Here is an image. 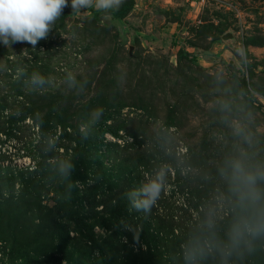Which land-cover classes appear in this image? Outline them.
Returning <instances> with one entry per match:
<instances>
[{"label": "rangeland", "instance_id": "rangeland-1", "mask_svg": "<svg viewBox=\"0 0 264 264\" xmlns=\"http://www.w3.org/2000/svg\"><path fill=\"white\" fill-rule=\"evenodd\" d=\"M32 71L48 83L32 85ZM46 115L47 144L34 120ZM41 141L48 152L30 156ZM232 158L264 171V0H123L80 13L69 0L35 48L0 43V170L41 165L27 197L0 203V264H173L132 241L133 224L119 236L113 215L161 170L152 207L189 227L193 264H264V234L228 239L255 215L222 174ZM20 187L1 183L0 195Z\"/></svg>", "mask_w": 264, "mask_h": 264}, {"label": "clouds", "instance_id": "clouds-1", "mask_svg": "<svg viewBox=\"0 0 264 264\" xmlns=\"http://www.w3.org/2000/svg\"><path fill=\"white\" fill-rule=\"evenodd\" d=\"M123 0H71L72 12L95 8L98 11L119 9ZM69 0H0V43L11 46L14 43H27L33 48L42 39H46L56 20L62 15ZM25 74L26 69H17ZM69 79L75 77L69 73ZM34 86H44L50 77L39 71H32L28 77ZM240 129L237 127V132ZM69 167H71L69 165ZM67 169H65V172ZM222 174L235 186V191L242 203L255 210V215L239 218L231 226L228 236L232 244H239L246 237L264 234V190L258 181L264 179V171L246 166L240 158L225 161ZM164 171L155 176L146 177L139 189L130 193L131 202L137 210L148 211L159 199L164 186ZM193 264L194 254L186 257Z\"/></svg>", "mask_w": 264, "mask_h": 264}, {"label": "trees", "instance_id": "trees-1", "mask_svg": "<svg viewBox=\"0 0 264 264\" xmlns=\"http://www.w3.org/2000/svg\"><path fill=\"white\" fill-rule=\"evenodd\" d=\"M120 12V11H119ZM124 12H120V17H123ZM180 52H185L184 50H180ZM185 55L187 53H184ZM50 115V114H49ZM49 115H46V117L40 118V116H36L34 119L36 124L39 126V131L41 135L45 139V143L47 144L49 140H51V137L54 135L52 122L54 121V118ZM66 129V128H65ZM43 141L36 144L30 143L27 145L26 149L28 154L30 156H35L37 154H40L44 156V152H48L46 147L47 145ZM77 145L75 147V152H84L85 148L83 142H76ZM96 149V147H95ZM37 152V153H36ZM36 153V154H35ZM46 157V155H45ZM46 160V159H45ZM43 165L44 162H41ZM73 165L76 164L78 165V161L72 163ZM41 168V165L36 166V169H31L30 167H24V168H17L16 170L10 171V170H0V185L1 183L5 186H15V184H20V188L15 191L13 195L8 196V198H3L2 195H0V203L3 201H11V200H22L23 198L27 197V195L30 193L29 192V187L33 185V181L36 179L34 177V174L38 169ZM77 168V167H76ZM76 168L71 169L73 172L76 170ZM132 168L131 170H133ZM124 173V172H123ZM132 174H134V170L131 171ZM81 174L75 173V175H72L70 177V188H76L75 184L81 178ZM85 178L88 175H84ZM181 187V186H180ZM108 188V189H107ZM140 187H137L135 189H139ZM105 189V188H104ZM107 190H111L110 193L114 194V197L111 196V201H113L114 198L117 200H121L122 190L120 187H117L116 185H111L109 187H106ZM105 189V190H106ZM73 190V189H71ZM115 190V192H114ZM134 190V189H133ZM192 191V189L190 190ZM73 199H75V194L72 193ZM78 197V196H77ZM193 202V199L191 200ZM112 205V202L110 203ZM239 206V205H237ZM154 207H151L150 210L144 211V216L143 218L137 217L136 215L138 214V210L133 207L131 198L128 200L127 203H125L123 206H120L119 209H114L113 210V215H116L120 218H123L122 220H117L116 226H117V233L119 236H122L123 232L125 229L133 224L134 229H133V234H129V238H131L132 241H137L140 237L143 238L144 242H146L149 246V248L154 247V254L152 255L154 257L155 262H157L159 259L164 260L165 262L171 261L173 264H189L188 259L186 258L189 254L193 253V250H191V239L192 237L190 236L189 239V233H183L182 230L183 228L188 229L189 227L187 225H178L176 222V219L172 214H168L162 216L161 214H157L154 211ZM184 218V216H183ZM139 221L142 223L143 229H141L139 224ZM132 226V225H131ZM94 228V224H90V228ZM141 229V231H140ZM178 229L180 232H178ZM223 229L225 230V225H223ZM85 230V228L83 229ZM190 230V229H189ZM188 230V232H189ZM89 232V231H88ZM87 237L90 239L89 234H87ZM222 239H226L225 235H221ZM223 240V241H224ZM165 246V250L161 251V247ZM182 246H186V249H189V252L185 255L184 250L180 251Z\"/></svg>", "mask_w": 264, "mask_h": 264}]
</instances>
